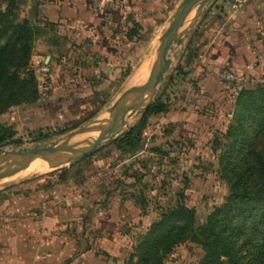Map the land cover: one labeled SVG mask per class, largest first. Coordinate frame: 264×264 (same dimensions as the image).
Returning <instances> with one entry per match:
<instances>
[{
  "label": "rangeland",
  "instance_id": "obj_1",
  "mask_svg": "<svg viewBox=\"0 0 264 264\" xmlns=\"http://www.w3.org/2000/svg\"><path fill=\"white\" fill-rule=\"evenodd\" d=\"M45 1L50 3L57 0H0V11L10 13L11 20L21 22L28 19L36 28L37 34L29 60L21 61L16 55L12 59L11 69L21 78L34 77L40 93V98L35 104L14 107L0 116L16 132L0 147V153L62 143L68 135L104 113L129 87L132 76L140 74V68H144L160 34L182 0H156L159 7L157 14L142 13L144 22L149 27L146 33L135 36L132 40L124 38L104 44L109 56L103 53L101 58L113 69L117 79L96 96L83 99L80 103L67 101L64 95L70 89L79 90L81 78L93 84L98 83L95 77L98 70L87 61L91 31L81 23L57 21L51 15L52 11L44 7ZM72 1L78 0H69L71 3ZM215 2L216 0L205 8L182 44H176L173 63L159 84L151 104L159 96L165 99L169 97L174 108L189 106L198 100L199 92L192 83V75L189 74L195 65L188 66V71H181L179 66L181 68L183 63L185 65L189 47L191 49L195 44H202L201 38L205 36L206 30L204 18ZM161 8L166 11H161ZM120 21L122 24L124 20ZM111 28L125 34L131 30L123 25ZM9 39L11 50L17 53L18 43L11 37ZM86 57L88 58L84 59ZM76 72L80 74L78 77ZM241 79L242 88L238 95L242 90L256 91L259 86L264 85V75L242 74ZM238 95L231 96L228 111L218 117L216 124L203 139L180 138L168 142L166 136L173 130L169 119L165 114L151 116L147 120L140 152L132 156L121 155L115 161L109 173L111 186L108 189L113 194L123 192L144 216L137 228L128 208L124 207L122 210L126 224L130 225L126 230L129 234L126 244H133L123 255L124 264H128L138 238L154 221L159 220L164 211L181 205L191 209L196 219L195 228L199 233L201 227L208 222L209 215L223 204L230 190V184L224 177L223 162L235 140L233 133H239L241 126H248L244 118L238 119L246 113H242L237 120L234 112L239 110L241 104L242 112H246L247 108L260 101L259 96L250 99L246 97L243 104L237 99ZM148 102L149 100L146 104ZM147 109L143 112L133 111L127 118L124 130L115 133L110 140L88 156H93L92 159L95 160L106 156L114 146L113 141L136 126ZM40 129H43V132ZM40 133L47 134V137L41 138ZM155 148H160L164 153L157 152ZM90 159L84 157L61 168H43L11 178L3 172L0 173V225H3L5 220L1 213L9 210L11 205L13 214L21 212L31 218L39 217V212H49L53 208V211L59 214L60 223L68 222L66 212L69 207H80V210H83L85 206L75 197L88 192L93 194L95 191L93 185L98 180L89 182L81 176V171L87 167ZM65 168V182H61L63 179L59 176L60 171ZM93 173L94 169L91 174ZM70 180H76V183L71 184ZM41 189H44L50 200L29 205L15 201L19 196L28 198L30 194ZM102 208L103 206H94L89 209L92 217L87 214L83 218L85 231L94 224L97 213ZM37 223L39 226V220ZM123 227L125 229V226ZM248 235L247 231H242V247L235 246L232 256H222L218 259V264H264V245L260 247L256 240ZM208 259H211L208 257V249L200 241L188 239L175 246L165 261L166 264H205ZM210 262L217 263L214 260Z\"/></svg>",
  "mask_w": 264,
  "mask_h": 264
},
{
  "label": "trees",
  "instance_id": "obj_2",
  "mask_svg": "<svg viewBox=\"0 0 264 264\" xmlns=\"http://www.w3.org/2000/svg\"><path fill=\"white\" fill-rule=\"evenodd\" d=\"M115 1L111 0L107 4H101L94 0H85L92 12L86 20L100 31V40L90 32L89 58L84 59L88 58L89 64L98 70L95 72L98 83L93 84L89 80L81 78L79 90L73 88L64 95L67 101L80 103L83 99L94 97L99 91L108 88L113 80L117 79L113 69L107 65L106 60L101 58L103 52H106L102 38L107 36L110 39L128 38L132 40L135 36H140L149 29L144 22L143 14L155 15L159 11L156 0H131L129 4H133L135 9L127 11L126 19L121 24L131 29L128 34H125L116 28H111L112 26L105 22L106 13L109 12V4ZM160 10L166 11L165 8ZM9 14L0 11V116L14 107L33 105L40 98L35 78H21L18 73H14L11 69L14 56L17 55V58L24 62L29 60L33 41L37 34L36 28L28 19L21 22L11 20ZM9 37L18 43L17 53L11 50ZM202 45L203 43H200L195 44L191 49L189 47V52L185 57V65L183 63L184 66L182 65L181 68L179 66L181 71H188L186 68L194 65ZM255 65L258 66L257 63ZM227 69L253 76V72L248 66L244 68L231 63L222 71ZM221 72L218 74L211 73L205 77H202L199 72H195L192 76V83L199 92V98L196 102L185 108L177 106L176 110L173 111L170 109L169 97L165 99L159 96L148 107L136 126L113 141L114 146L106 156L96 160L92 159L93 156L85 157V159H91L87 167L81 171L83 180L89 182L98 180V182L93 185V189H95L93 194L88 192L84 195L91 197L92 201L101 198H105L106 201L110 199V209L119 214L120 208L128 198L123 192L113 194L108 189L111 186L109 173L119 156H132L140 152L143 147L142 137L147 120L151 116L165 114L169 118L173 130L171 133L168 132L169 135L166 136L168 142L180 138L203 139L216 124L219 113H225L230 107V99L235 89L233 83L221 77ZM76 75L78 77L79 72H76ZM246 97L249 99L258 97L260 101H256L254 105L247 108L246 112H242V104L239 110L234 112L236 119L242 113H246L238 119L244 118L248 126H241L239 133H233L235 140L231 145L232 148L227 152L226 160L223 162L224 177L230 184L229 194L225 197L223 204L209 215L208 222L201 227L199 233L195 228L196 219L191 209L181 205L164 211L159 220L154 221L149 229L138 238L137 244L130 254L128 264H166L167 255L173 251L175 246L188 239L200 241L208 249V257L218 264V259L222 256H232V250L235 246L237 248L242 247L244 240L240 239L244 230L247 231L248 236L256 240L257 245L260 247L264 245L262 244L264 243V236H262L264 234V85L259 86L256 91L242 90L237 99L244 104ZM40 130L43 132V129ZM15 133L14 128L0 118V147ZM40 137H47V134L40 133ZM155 150L159 153L163 152L160 148H155ZM66 173L67 168L60 171L59 176L63 179L61 182H65ZM69 182L76 183V180ZM133 213V221L138 228L141 214H139L137 206L133 208ZM113 218L115 219L101 222L105 228L108 227V236H125L129 239V234L121 228L125 220L121 219L120 216ZM101 240V236H94L89 242V248L93 249L100 244ZM116 252L111 251L112 254ZM211 259L204 263L211 264ZM118 262V259L109 260L107 264H118Z\"/></svg>",
  "mask_w": 264,
  "mask_h": 264
},
{
  "label": "crops",
  "instance_id": "obj_3",
  "mask_svg": "<svg viewBox=\"0 0 264 264\" xmlns=\"http://www.w3.org/2000/svg\"><path fill=\"white\" fill-rule=\"evenodd\" d=\"M45 2L44 7L52 11L51 15L57 21L84 24L91 34L99 38L100 31L86 20L92 12L85 0L72 1V3L69 0ZM129 3L131 0H116L110 3L105 22L109 26H120V20L125 21L127 11L134 8V5ZM204 21L205 36L201 38L202 41L200 40L203 45L190 75L193 76L195 72H199L202 77L211 73L218 74L231 63L244 68L248 66L253 76L264 75V53H262L264 50V0H248L238 11L233 10L231 0H216ZM102 40L104 44H111V41L118 39L105 36ZM103 53L109 56L107 51ZM186 70L189 68L187 67ZM170 109L176 110L173 105ZM221 114L223 112H220L218 117ZM49 198L44 189H41L39 192L30 194L28 198L19 196L15 198V201L29 205L37 201L41 203L50 200ZM75 199H79L80 203L85 206L83 210H80V207L76 209L69 207L66 212L69 221L65 224L60 223L59 214L54 212L53 208L49 212H39V217L34 218L21 212L13 214L12 205L9 210L2 212L5 220L3 225H0V264H107V261L115 259L119 260L118 264H124L123 255L125 251L130 250L133 244L130 246L126 244L129 239L125 236V238L109 237L108 227L105 228L101 222L115 219L113 217L118 216L125 220L122 212L124 207L132 213L131 218L133 219L135 204L126 199L118 214L110 209V199L106 201L105 198H101L92 201L91 197L84 194ZM94 206H103V208L97 213L91 228L85 231L83 218L87 214L92 217L89 209ZM137 210L140 214L141 210L138 207ZM139 219L143 220L144 216L141 215ZM37 220H39V226ZM126 223L125 220L121 225L124 231L130 228V225ZM94 236H101L102 240L99 245L90 249L89 242ZM111 251L117 252L112 254Z\"/></svg>",
  "mask_w": 264,
  "mask_h": 264
},
{
  "label": "water",
  "instance_id": "obj_4",
  "mask_svg": "<svg viewBox=\"0 0 264 264\" xmlns=\"http://www.w3.org/2000/svg\"><path fill=\"white\" fill-rule=\"evenodd\" d=\"M214 0H182L154 45L148 57L149 76L140 86L125 90L101 115L68 135L64 142L41 145L0 153V173L16 176L43 168H61L82 159L110 140L115 133L124 130L127 118L138 110L143 112L150 106L165 73L173 63L176 44H182L198 22L199 17ZM144 98L148 104L139 106ZM104 123L100 133L90 139H83L91 130Z\"/></svg>",
  "mask_w": 264,
  "mask_h": 264
},
{
  "label": "built area",
  "instance_id": "obj_5",
  "mask_svg": "<svg viewBox=\"0 0 264 264\" xmlns=\"http://www.w3.org/2000/svg\"><path fill=\"white\" fill-rule=\"evenodd\" d=\"M97 3L101 4H107L111 2V0H94ZM248 0H231V5L234 11H238L242 6L246 4ZM221 77L231 83L234 84V92L232 94L233 97H236L238 95L239 91L241 90L242 86L240 84L241 82V76L242 74L233 70V69H227L221 72Z\"/></svg>",
  "mask_w": 264,
  "mask_h": 264
},
{
  "label": "bare ground",
  "instance_id": "obj_6",
  "mask_svg": "<svg viewBox=\"0 0 264 264\" xmlns=\"http://www.w3.org/2000/svg\"><path fill=\"white\" fill-rule=\"evenodd\" d=\"M147 68H148V62L145 64L144 68H140V74L139 75L136 73L134 76H132L130 85L127 88V90L134 88V87H137V86H140L143 83H145V81L147 80V78L149 76ZM146 102H147V98H144L138 104H139V106H143ZM103 125H104V123H102L97 128L88 132L86 135L83 136V139H90V138L97 136L100 133V130H101ZM0 181H2V180H0Z\"/></svg>",
  "mask_w": 264,
  "mask_h": 264
}]
</instances>
